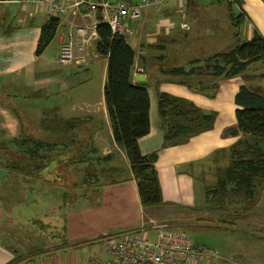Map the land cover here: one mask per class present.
<instances>
[{"label":"crops","instance_id":"0c3cea01","mask_svg":"<svg viewBox=\"0 0 264 264\" xmlns=\"http://www.w3.org/2000/svg\"><path fill=\"white\" fill-rule=\"evenodd\" d=\"M237 1L235 13L242 17L236 30L227 9L224 10V2L187 0L181 4L171 0L165 7L143 10L127 37L136 43L133 33L143 22L152 23L168 39L175 33L181 34L184 42L176 50L180 55L187 52L190 57L186 61L178 56L168 68L186 67L192 60H202L196 54L203 52L197 47L202 33L214 32L218 37L220 31L229 30L231 43L226 50L234 45L235 31L241 41H249L254 30L264 39V0ZM159 11L157 17L155 13ZM49 17L36 4L0 0V139L16 137L24 130L32 132L36 141L49 148L43 155V165L31 175L0 169V264H91L96 258L99 264H107L110 257L104 246L118 234L144 228L154 239L152 224H165L169 230L185 234L186 230L213 226L210 223L217 219L208 223V219L202 221L200 217L194 220L201 222L192 223L193 219H178L185 215H177L172 221L176 215L168 214L169 207L190 208L196 175L203 178L207 170L228 166V150L238 136L225 131L235 127L233 98L244 78L214 79L219 89L214 98H209L169 82L174 79L165 77L160 70L155 72L158 65L148 64L142 45L138 44L135 50L126 41L134 52L131 81L137 86L144 85L149 97V131L137 140V145L142 155L157 152L155 169L163 200L160 206L142 209L127 158L113 141L104 104L107 60L96 54V40L86 50L77 49L79 39L74 35L75 29L85 27L95 32L96 14L80 9L57 17L55 65L41 60L47 47L35 55L40 28ZM69 36L78 63L62 66L58 63L59 47ZM174 42L167 41L173 47ZM211 48L205 47V57L225 51ZM79 69L88 78L90 86L86 91L81 90V83L73 87L68 82V75H79ZM93 76L97 84H90ZM156 91L186 99L205 113H214L213 129L186 144L161 148ZM72 118L80 120L76 129L59 133L61 125L57 121ZM91 195L95 196L96 204L89 200ZM198 248L216 253L218 258L207 264H254L260 255L244 260L241 253L219 252L206 245Z\"/></svg>","mask_w":264,"mask_h":264},{"label":"trees","instance_id":"16d2710c","mask_svg":"<svg viewBox=\"0 0 264 264\" xmlns=\"http://www.w3.org/2000/svg\"><path fill=\"white\" fill-rule=\"evenodd\" d=\"M224 4L233 27L238 29L242 15L234 13L233 9L239 6V2L231 0ZM96 19L94 50L99 57L107 60L103 99L113 141L127 158L141 208L157 207L163 204L155 169L157 152L142 155L137 145V140L149 131L148 93L144 85L137 86L131 81L134 64L131 47L123 37L112 34L99 14H96ZM58 25L59 19L51 16L41 26L36 56L54 39ZM234 38L233 47L226 51L202 60H192L186 67H167L160 73L174 79L169 82L214 98L219 89L214 79L220 81L239 77L247 67L264 59V39L257 31H253L249 41H241L236 31ZM162 48L163 45L148 47L151 50ZM156 97L162 131L161 148L186 144L191 138L213 129L214 113H205L192 102L164 92L156 91ZM233 103L236 106V124L225 134L238 136V139L228 150V166L216 169L215 184L206 186L204 191L206 203L215 199L222 206H217L220 209H225L227 199L231 197L244 201L252 199L256 186L264 184V93L242 83ZM79 122L77 118L63 122L58 120L57 124L61 125L59 133L76 129ZM249 137L253 139V144L247 141ZM48 152L49 148L36 141L32 132L21 130L16 137L0 139V169L31 175L43 165V155ZM31 190L27 189L28 192Z\"/></svg>","mask_w":264,"mask_h":264},{"label":"rangeland","instance_id":"374dc122","mask_svg":"<svg viewBox=\"0 0 264 264\" xmlns=\"http://www.w3.org/2000/svg\"><path fill=\"white\" fill-rule=\"evenodd\" d=\"M224 10H226V8H224ZM233 12L235 13V9H233ZM155 14H157V17H160V11ZM135 30L133 36L137 42L135 43L133 39L130 38V40L128 37L126 41L131 47L135 48V50L138 49L136 48L138 44L143 46V51L146 53L148 64L155 66L158 65V69H156L155 72L173 65L178 56L185 58L187 59L186 61H188V57L190 56L187 55V52L184 55H180L176 50L177 45H182L184 42L181 34L175 33L170 35V38L168 39V37L165 38L162 35L160 30L156 31L155 26L152 23L145 24L144 22L140 28H136ZM220 32H222V34L219 33L221 36L218 37L213 34L214 32L212 34L202 33V35L198 37L200 38V41L198 42L197 47L203 50V52H196V54L199 55V58L204 59L205 47H212L211 51H226L227 46L231 43V32L229 30H223ZM170 39L175 41L174 47L171 43H167ZM188 43H190V41H188ZM148 44L156 46V48L157 46L163 45L164 49L151 50L148 49ZM56 54L57 43L54 37L45 51L41 54V60L47 61L51 65H55ZM158 58H160V60H158ZM77 73L79 74L77 76L75 73L73 75H68L67 78L69 85L77 86L78 84L76 83H81V90L86 91L88 86H90L88 85L87 75H85L84 71H81V69H79ZM241 76L244 78V85L251 89H260L264 92V59L247 67ZM93 83L97 84L96 77L94 78V76L90 81V84ZM247 141L251 144L254 142L250 137ZM220 167L223 166L220 165ZM216 169L217 168L214 167L212 170H207L206 175L203 176V178L201 175H196L195 184H193L194 188L192 187L193 192L191 191V193H193L191 196L193 200L192 206L190 208L184 205L170 206L168 214L176 215L174 218H171V220L174 221L177 215H185L183 218L180 217L178 219H193L190 221L192 223L201 222L200 220H194L199 219L200 217L203 218L202 221H205L204 218L208 219V223H210L212 219H217V223V220L213 221L214 223H210L213 224V226H208L202 230H186L188 237L194 245H197L198 247L206 245L219 252L224 251L225 253H228L229 251H232L233 253H241L244 255V260L260 254L257 256L259 258L253 263L264 264V257L262 256L264 251V184L259 187L256 186L255 194L252 199L244 201L243 199L231 197L230 199H227V205L224 206L225 209H220L217 208V206H222L218 205L215 199L210 203H206L204 193L206 186L215 184ZM228 188H230V186H228ZM94 197L95 196L91 195L89 200L96 204L97 201H95ZM79 202L83 204L85 203L83 201ZM189 214L192 216L189 217ZM222 221H224L225 224H228V226L220 224L223 223ZM230 224L234 227H231ZM194 227L196 228V225H194ZM174 231L180 232L181 230ZM127 233L128 232H125L124 234ZM124 234H118V236L121 237Z\"/></svg>","mask_w":264,"mask_h":264},{"label":"built area","instance_id":"2783aa9c","mask_svg":"<svg viewBox=\"0 0 264 264\" xmlns=\"http://www.w3.org/2000/svg\"><path fill=\"white\" fill-rule=\"evenodd\" d=\"M171 0H21L23 4H36L41 12L52 17H63L68 13L84 9L87 13L99 14L102 22L112 34L123 38L132 32V24L141 18L143 10L149 7L162 8ZM181 4L187 0H178ZM231 2V0H209ZM79 39L77 49L86 50L91 41L96 40L95 32L85 27L76 28ZM58 63L68 66L78 63L74 58V45L71 36L59 47ZM156 232L154 239L147 230L140 229L121 237L109 239L104 252L110 257L107 264H207L216 260V253L209 248L194 246L187 234L171 231L165 224H152ZM91 264H99L96 258Z\"/></svg>","mask_w":264,"mask_h":264},{"label":"water","instance_id":"95a60500","mask_svg":"<svg viewBox=\"0 0 264 264\" xmlns=\"http://www.w3.org/2000/svg\"><path fill=\"white\" fill-rule=\"evenodd\" d=\"M140 80H143V78H140Z\"/></svg>","mask_w":264,"mask_h":264}]
</instances>
